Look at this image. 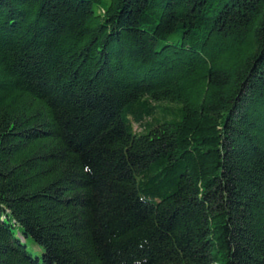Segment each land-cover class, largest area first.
<instances>
[{
  "label": "trees",
  "instance_id": "trees-1",
  "mask_svg": "<svg viewBox=\"0 0 264 264\" xmlns=\"http://www.w3.org/2000/svg\"><path fill=\"white\" fill-rule=\"evenodd\" d=\"M0 264H264V0H0Z\"/></svg>",
  "mask_w": 264,
  "mask_h": 264
},
{
  "label": "rangeland",
  "instance_id": "rangeland-1",
  "mask_svg": "<svg viewBox=\"0 0 264 264\" xmlns=\"http://www.w3.org/2000/svg\"><path fill=\"white\" fill-rule=\"evenodd\" d=\"M36 252L41 253V249H37Z\"/></svg>",
  "mask_w": 264,
  "mask_h": 264
}]
</instances>
